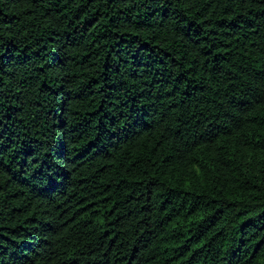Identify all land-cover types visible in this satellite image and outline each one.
I'll use <instances>...</instances> for the list:
<instances>
[{
    "label": "trees",
    "instance_id": "obj_1",
    "mask_svg": "<svg viewBox=\"0 0 264 264\" xmlns=\"http://www.w3.org/2000/svg\"><path fill=\"white\" fill-rule=\"evenodd\" d=\"M0 264H264V0H0Z\"/></svg>",
    "mask_w": 264,
    "mask_h": 264
}]
</instances>
